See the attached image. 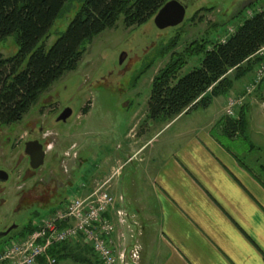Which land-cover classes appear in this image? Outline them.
<instances>
[{"label": "rangeland", "instance_id": "1", "mask_svg": "<svg viewBox=\"0 0 264 264\" xmlns=\"http://www.w3.org/2000/svg\"><path fill=\"white\" fill-rule=\"evenodd\" d=\"M181 1L188 4L187 16L176 27L160 29L152 18L141 26L128 28L121 16L116 27L104 30L87 45L77 69L55 82L21 121L0 128V170L9 174L7 181H0V229L16 225L8 236L20 233L31 220L38 224L54 210L63 209L68 200L78 197L84 183L106 173V166L101 164L103 158L123 155L125 147L122 150L118 147L133 140L125 137L132 127L138 126L137 130L141 131L149 124L153 126L150 136L163 127L161 122L155 123L147 117L148 104L153 78L170 61L173 49L183 52L193 42L204 39L209 40L210 48L212 42L227 39L248 13L264 6V0ZM80 5L79 0L67 4L42 42L47 50L67 29ZM262 47L256 57L263 56ZM18 50L14 35L0 42V53L4 56H13ZM124 53L126 57L121 62ZM202 59L203 55L190 58L178 78L199 67ZM263 61L264 58L256 69ZM90 104L91 114L85 117L81 112ZM68 107L73 111L71 117L65 122L57 121ZM208 118L203 109L192 111L171 129L160 132L153 142L159 145L179 127L201 124ZM83 130H87V135L78 153L76 143H70ZM214 131L227 147L243 158V152L249 147L247 140L235 141L218 127ZM35 139L47 150L45 163L37 170L31 168L25 152V143ZM252 155L259 154L255 150ZM134 170L132 163L127 165L122 179L130 177ZM118 234L117 252L124 251L127 257L137 259L136 244L126 245L122 242L123 232ZM80 253L76 251V257H70L64 264H99L91 250L85 248ZM129 260L127 264L132 263Z\"/></svg>", "mask_w": 264, "mask_h": 264}, {"label": "crops", "instance_id": "2", "mask_svg": "<svg viewBox=\"0 0 264 264\" xmlns=\"http://www.w3.org/2000/svg\"><path fill=\"white\" fill-rule=\"evenodd\" d=\"M255 70L203 109L209 116L206 121L179 127L159 145L154 138L186 114L161 122L163 127L152 136L149 124L141 131L132 127L125 137L133 140L118 147H125L123 155L105 156L101 164L107 172L79 188L78 196H84L107 182L115 194V210L123 211L126 220L121 223L115 210L110 212L117 225L114 242L123 232L122 242L136 244L138 255L135 260L126 256L118 264H127V259L131 264H264L263 81L237 108L245 116L246 131L232 139L249 142L243 158L213 135L226 116L228 100L246 92ZM92 107L81 114L88 117ZM78 135L70 145L76 143L79 153L87 130ZM255 150L258 156L252 155ZM130 163L135 170L123 180V170ZM76 251L81 255L83 246Z\"/></svg>", "mask_w": 264, "mask_h": 264}, {"label": "trees", "instance_id": "3", "mask_svg": "<svg viewBox=\"0 0 264 264\" xmlns=\"http://www.w3.org/2000/svg\"><path fill=\"white\" fill-rule=\"evenodd\" d=\"M71 1L0 0V42L14 35L19 47L13 56L0 53V128L21 121L55 82L77 69L87 45L104 30L116 27L121 16L126 27L141 26L169 0H79L81 5L67 29L47 50L42 42ZM208 41H195L183 52L173 49L170 61L153 78L149 119L171 122L180 115L206 109L215 97L228 94L235 81L263 59L256 54L264 45V10L245 17L225 41L212 42L210 48ZM200 55L201 65L178 78L188 60ZM87 109L85 106L83 112ZM246 124L239 111L237 118L225 116L216 127L222 125V133L232 138L244 135ZM213 135L225 145L215 131ZM36 228L37 223L31 220L20 233L1 239L0 249ZM82 246L92 251L91 246L78 241L55 246L50 253L60 260L69 259L76 257L74 249Z\"/></svg>", "mask_w": 264, "mask_h": 264}, {"label": "built area", "instance_id": "4", "mask_svg": "<svg viewBox=\"0 0 264 264\" xmlns=\"http://www.w3.org/2000/svg\"><path fill=\"white\" fill-rule=\"evenodd\" d=\"M264 8H258L262 11ZM250 16L253 12L249 13ZM232 33V32H231ZM225 41V40H224ZM264 58V47L260 50ZM254 81L246 93L228 100L226 114L237 118V108L242 106L247 96L252 95L264 79V61L256 69ZM100 184L89 194L67 201L63 209L41 219L37 228L26 236L7 241L0 249V264H64L50 250L63 243L79 239L91 246L99 264H118L126 258L125 252L115 248L114 233L116 223L109 216L115 210L116 196L106 186ZM124 223V213L115 210Z\"/></svg>", "mask_w": 264, "mask_h": 264}, {"label": "water", "instance_id": "5", "mask_svg": "<svg viewBox=\"0 0 264 264\" xmlns=\"http://www.w3.org/2000/svg\"><path fill=\"white\" fill-rule=\"evenodd\" d=\"M188 4L181 0H169L154 16V22L160 29L168 27H176L182 24L187 16ZM126 57V53L121 56V62ZM73 111L71 108H65L58 116L57 121H67ZM25 152L29 156L30 166L32 169L37 170L44 165L47 150L44 144L38 139L29 140L25 143ZM9 174L5 170H0V181H7ZM16 227L13 225L7 230L0 229V240L8 236V234Z\"/></svg>", "mask_w": 264, "mask_h": 264}]
</instances>
